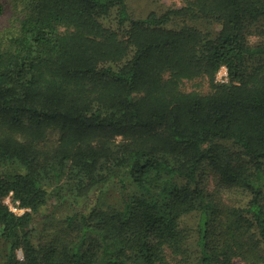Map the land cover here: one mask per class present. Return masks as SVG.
Masks as SVG:
<instances>
[{
	"label": "trees",
	"instance_id": "16d2710c",
	"mask_svg": "<svg viewBox=\"0 0 264 264\" xmlns=\"http://www.w3.org/2000/svg\"><path fill=\"white\" fill-rule=\"evenodd\" d=\"M20 1L0 30V264H264V0ZM113 185L120 204L91 205ZM50 204L69 213L37 240Z\"/></svg>",
	"mask_w": 264,
	"mask_h": 264
},
{
	"label": "rangeland",
	"instance_id": "374dc122",
	"mask_svg": "<svg viewBox=\"0 0 264 264\" xmlns=\"http://www.w3.org/2000/svg\"><path fill=\"white\" fill-rule=\"evenodd\" d=\"M7 3V10L2 17L0 23V30L6 24H11L12 21L16 19L18 16H22L26 12V6L20 0H4ZM129 8L131 13L136 17H144L151 11H162L166 8L170 7H180L184 4L183 0H128ZM225 67L221 68V70L217 74V81L220 82L221 75L222 79H225ZM196 81H188L184 79L181 83V88L184 91L195 90L196 88L203 93H207L211 91V88L208 85V82L202 84V86L197 85ZM207 176V188L208 191L218 192L220 195L224 196L227 201H231L232 196L229 190L226 188L227 186L221 185L218 181H221L220 177L217 174L209 173ZM235 199V198H233ZM5 203H7L10 208L16 213L21 214L24 210L19 207L17 201H14L11 196H8L4 199ZM98 207H108L111 205L120 204V193L119 188L116 185L110 186L106 188L102 193L99 194L98 199L93 201L91 205ZM68 205H59L52 206L50 204L46 209H43L42 212L38 215L36 230H37V240L42 239L49 231L50 227L53 223H57L58 221L64 219L66 215L69 213ZM188 222L194 223L192 218L187 219ZM6 246L5 243L0 241V257L5 255ZM20 257H22V252H19ZM237 264H244L240 259H237Z\"/></svg>",
	"mask_w": 264,
	"mask_h": 264
},
{
	"label": "built area",
	"instance_id": "2783aa9c",
	"mask_svg": "<svg viewBox=\"0 0 264 264\" xmlns=\"http://www.w3.org/2000/svg\"><path fill=\"white\" fill-rule=\"evenodd\" d=\"M223 74H225L224 76H226V77H225V79H222L223 75H221V79L220 80L224 82V81H227V77H228V73H227L226 68H225V73H223Z\"/></svg>",
	"mask_w": 264,
	"mask_h": 264
}]
</instances>
